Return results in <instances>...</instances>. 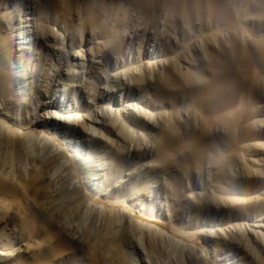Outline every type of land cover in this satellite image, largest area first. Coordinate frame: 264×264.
Masks as SVG:
<instances>
[{
  "label": "rangeland",
  "instance_id": "obj_1",
  "mask_svg": "<svg viewBox=\"0 0 264 264\" xmlns=\"http://www.w3.org/2000/svg\"><path fill=\"white\" fill-rule=\"evenodd\" d=\"M166 12L163 0H0V168L15 188L0 194V264H264V70L240 90L232 132L231 113L216 124L162 93L180 73L208 84L218 50L197 34L210 21ZM53 156L48 185L39 165Z\"/></svg>",
  "mask_w": 264,
  "mask_h": 264
},
{
  "label": "bare ground",
  "instance_id": "obj_2",
  "mask_svg": "<svg viewBox=\"0 0 264 264\" xmlns=\"http://www.w3.org/2000/svg\"><path fill=\"white\" fill-rule=\"evenodd\" d=\"M163 1L165 2L168 14L184 21V23L192 27L191 29H193L195 23L199 22L203 24L205 21H210L212 26L208 28L210 32L209 35H205V32H202L203 30L197 31V34H199L203 40H209V42L212 39L215 40L218 50L212 51L211 54H207L208 59L212 61V76H210L208 84L206 83L207 81L204 82L207 86H205L201 79L193 73H180V76H170L164 80V90L162 93L165 94L166 87L173 88V95L175 93H181L187 101L194 105L196 110H209L211 118L216 124L217 122L223 123L225 116L231 113L232 115L230 119L227 120L225 128H227L228 132L234 131L238 127L242 115L243 99L239 100V92H241L240 90L246 83L251 82V86H249L247 90V96H250L253 91L252 84L257 79L256 72L259 69L262 72L264 70V0ZM247 3L254 5V9L258 12V21L256 24L255 22L253 23L251 29L245 31L239 28L238 24L242 21V18L238 17V15L239 6ZM220 31H223L221 35L219 34ZM94 63L106 65L109 62L103 64L102 61H94ZM257 74L259 75V72ZM63 98L65 99L64 95ZM243 127L241 126V130L244 129ZM247 127L250 126L248 125ZM169 130L174 131L173 127H169ZM206 135L205 133L204 138L199 140L194 147L195 153L202 155L209 148L211 139L207 138ZM166 142V144L170 143L169 140ZM9 158L8 153L0 154V164H9ZM29 158L30 155L23 152L21 160H19L21 162ZM58 158L57 156H53L49 161L45 160L40 162L39 168L43 183L49 185L51 181H53V177L55 178L56 170L51 172L52 174L46 176L44 173L54 168L53 164H57ZM203 159L204 156L202 155L201 159L198 158L197 162L201 163L200 161H203ZM1 168L0 194L3 195L6 192H14L15 188L13 186L9 185V183L8 185L3 183L5 180L3 176L7 175L8 177V173Z\"/></svg>",
  "mask_w": 264,
  "mask_h": 264
}]
</instances>
